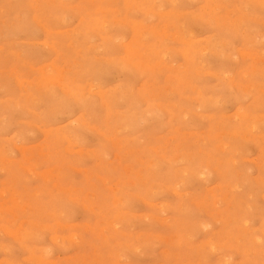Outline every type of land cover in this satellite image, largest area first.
<instances>
[{"label": "rangeland", "instance_id": "1", "mask_svg": "<svg viewBox=\"0 0 264 264\" xmlns=\"http://www.w3.org/2000/svg\"><path fill=\"white\" fill-rule=\"evenodd\" d=\"M0 264H264V0H0Z\"/></svg>", "mask_w": 264, "mask_h": 264}, {"label": "bare ground", "instance_id": "2", "mask_svg": "<svg viewBox=\"0 0 264 264\" xmlns=\"http://www.w3.org/2000/svg\"><path fill=\"white\" fill-rule=\"evenodd\" d=\"M32 69V68H31ZM59 82V81H58ZM252 129V128H251ZM76 151H78V150H76ZM160 191V190H159ZM182 195V194H181ZM74 236V235H73ZM64 239V238H63ZM71 240V239H70ZM56 242V241H55Z\"/></svg>", "mask_w": 264, "mask_h": 264}]
</instances>
